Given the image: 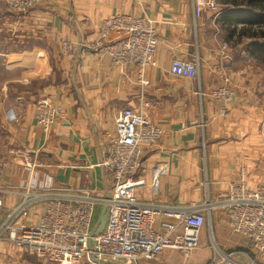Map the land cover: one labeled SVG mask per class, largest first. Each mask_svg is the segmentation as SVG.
<instances>
[{
    "label": "crops",
    "instance_id": "1",
    "mask_svg": "<svg viewBox=\"0 0 264 264\" xmlns=\"http://www.w3.org/2000/svg\"><path fill=\"white\" fill-rule=\"evenodd\" d=\"M239 1L218 0L224 11L216 17L211 11L197 15L195 0H40L22 13L0 0L3 207L13 208L25 191L43 188L110 196L113 176L100 163L116 136V117L125 107L138 110L147 103L149 118L163 135L155 145L142 147L132 182L139 199L183 207L215 202L229 196L242 172L250 189L264 185V62L251 53L255 38L240 36L246 4ZM117 14L156 21L157 63L145 71L147 87L135 65H117L106 53L80 50L81 41L96 40L102 21ZM122 36L113 33L111 39ZM64 40L75 44L72 53L61 51ZM173 59L198 65V77L172 74ZM223 76L235 89L229 102L210 96ZM42 96L61 109L49 129L35 119ZM43 210L42 202L33 206L27 221H40ZM210 221L224 250L251 247L256 259L264 260L251 240L232 232L224 207L211 211L203 235ZM201 243L188 255L170 250L136 264H203L214 251L210 243ZM0 264L56 263L3 238Z\"/></svg>",
    "mask_w": 264,
    "mask_h": 264
},
{
    "label": "built area",
    "instance_id": "2",
    "mask_svg": "<svg viewBox=\"0 0 264 264\" xmlns=\"http://www.w3.org/2000/svg\"><path fill=\"white\" fill-rule=\"evenodd\" d=\"M4 2L10 11L22 13L40 0ZM223 10L218 0H195L197 15L211 11L217 17ZM113 33L123 36L112 40ZM158 43L153 18L117 14L102 21L96 40L81 41L79 47L84 53H106L117 65H135L140 83L147 87L145 71L157 63ZM60 45L64 54L72 53L76 47L68 40ZM222 47L227 48V44ZM170 72L187 79L196 78L199 67L173 59ZM223 80L210 96L229 102L235 97V89L227 76ZM147 108L148 103L138 110L125 107L116 117V136L107 143L100 163L113 176L110 196L63 194L43 188L39 192L25 191L13 208L3 207L0 197V239L56 264H80L85 258L95 263L136 264L141 260H158L167 250L188 255L199 249L208 215L213 209L224 207L232 232L251 240L264 256V185L250 189L244 172L230 185L229 196L215 202L183 207L137 197L132 182L141 167L142 147L155 145L163 135V129L149 118ZM60 111L51 97L42 96L36 101L35 119L49 129ZM40 202L44 203L40 221L30 224L27 221L30 210ZM104 205L108 207L105 228L89 243L99 209Z\"/></svg>",
    "mask_w": 264,
    "mask_h": 264
},
{
    "label": "rangeland",
    "instance_id": "3",
    "mask_svg": "<svg viewBox=\"0 0 264 264\" xmlns=\"http://www.w3.org/2000/svg\"><path fill=\"white\" fill-rule=\"evenodd\" d=\"M101 209H99V216L97 221L99 220ZM214 232L216 233V228L212 227L211 221L208 223L206 228L204 229V235L201 234L202 242L205 241L210 243L213 248L214 255H212L211 260L204 262L203 264H264V260L256 259V254L252 250L251 247L238 249L234 245H230L229 248H224L216 243ZM218 235L216 234V237ZM198 250V249H197ZM195 250V251H197ZM170 251V250H167ZM194 251V252H195ZM88 258H85L80 264H88Z\"/></svg>",
    "mask_w": 264,
    "mask_h": 264
},
{
    "label": "trees",
    "instance_id": "4",
    "mask_svg": "<svg viewBox=\"0 0 264 264\" xmlns=\"http://www.w3.org/2000/svg\"><path fill=\"white\" fill-rule=\"evenodd\" d=\"M241 2L246 4V8L243 10L244 16L242 15L239 21L246 24V29L241 30L240 36L248 35L255 38L251 53L259 61L264 62V0H242L239 1L240 5Z\"/></svg>",
    "mask_w": 264,
    "mask_h": 264
},
{
    "label": "water",
    "instance_id": "5",
    "mask_svg": "<svg viewBox=\"0 0 264 264\" xmlns=\"http://www.w3.org/2000/svg\"><path fill=\"white\" fill-rule=\"evenodd\" d=\"M107 216H108V207H107V205H104L102 210H101L99 220L97 221V224L91 233V239H90L89 243H92L94 236H97L98 234H100L104 230L106 222H107ZM100 264H117V262L114 263V262H103L102 261V262H100Z\"/></svg>",
    "mask_w": 264,
    "mask_h": 264
}]
</instances>
